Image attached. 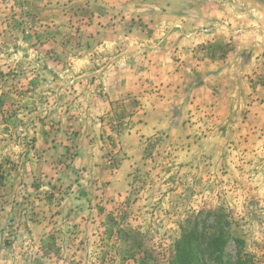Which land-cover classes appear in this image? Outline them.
<instances>
[{"label": "rangeland", "instance_id": "374dc122", "mask_svg": "<svg viewBox=\"0 0 264 264\" xmlns=\"http://www.w3.org/2000/svg\"><path fill=\"white\" fill-rule=\"evenodd\" d=\"M200 9L0 0L2 264H264V5L213 45Z\"/></svg>", "mask_w": 264, "mask_h": 264}, {"label": "crops", "instance_id": "0c3cea01", "mask_svg": "<svg viewBox=\"0 0 264 264\" xmlns=\"http://www.w3.org/2000/svg\"><path fill=\"white\" fill-rule=\"evenodd\" d=\"M196 5L201 7L200 14L202 11L203 13L200 17L196 16L194 20H192L193 22L191 23L193 24L183 23L185 27L194 30L188 34L183 32V37L191 38L192 42L196 44L205 43L206 45H213L220 35L234 33L233 27H230L231 22L241 26V30L236 31V33H241L242 36L245 35V37L252 36L253 32L251 33V31L253 30L248 29L249 25L253 22H257V18L259 17H251L253 16L251 12H256L258 15L259 12H261V6L264 4H258L254 0H200V2L196 0ZM186 19L188 21V17ZM216 21H220L222 24L226 23L228 30L225 31L226 28H224L222 24L212 27ZM219 26L222 28H219ZM172 32L174 31H171L170 34ZM248 32H250V34H248ZM262 36L264 37V35ZM261 45L264 46V43Z\"/></svg>", "mask_w": 264, "mask_h": 264}, {"label": "trees", "instance_id": "16d2710c", "mask_svg": "<svg viewBox=\"0 0 264 264\" xmlns=\"http://www.w3.org/2000/svg\"><path fill=\"white\" fill-rule=\"evenodd\" d=\"M197 233H188L183 237V239L177 243L176 253L177 257L175 260V264H201L203 259L199 261L198 252L201 246L199 243H195V237ZM238 245V248L241 250L238 251L236 260L230 264H253V260L249 258V256L244 253L245 241L239 238L234 239ZM213 245L216 242L217 247H221V241L219 238L214 237L211 240V244ZM220 242V243H219ZM202 250L200 251L201 254Z\"/></svg>", "mask_w": 264, "mask_h": 264}, {"label": "clouds", "instance_id": "9594fccd", "mask_svg": "<svg viewBox=\"0 0 264 264\" xmlns=\"http://www.w3.org/2000/svg\"><path fill=\"white\" fill-rule=\"evenodd\" d=\"M0 264H2V262H0Z\"/></svg>", "mask_w": 264, "mask_h": 264}]
</instances>
